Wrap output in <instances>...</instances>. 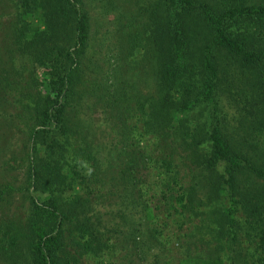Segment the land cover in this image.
Returning <instances> with one entry per match:
<instances>
[{
	"label": "trees",
	"instance_id": "1",
	"mask_svg": "<svg viewBox=\"0 0 264 264\" xmlns=\"http://www.w3.org/2000/svg\"><path fill=\"white\" fill-rule=\"evenodd\" d=\"M130 1L113 80L83 0H0V264H264V0Z\"/></svg>",
	"mask_w": 264,
	"mask_h": 264
},
{
	"label": "rangeland",
	"instance_id": "2",
	"mask_svg": "<svg viewBox=\"0 0 264 264\" xmlns=\"http://www.w3.org/2000/svg\"><path fill=\"white\" fill-rule=\"evenodd\" d=\"M83 2L89 22L86 48V61L88 65L87 75L97 76L101 79L108 76L107 78H113L114 80L118 74H124L123 76L127 79L131 73L130 68L133 67V65L129 58H126V60L123 58V53L119 50L124 49V44L121 43L120 33L126 22L120 14L123 11V7L128 5L131 1L83 0ZM144 78L145 77L143 75H140L139 78H137V80L139 79L138 84L140 87L144 86ZM220 101L222 105V112H226L223 121L228 122L230 118L236 116L235 109L227 108L222 98H220ZM89 102L90 101L88 100V108L87 105H84L82 112L80 111L81 115L79 114L78 116L82 119V124L85 130H88V134L93 136L94 141L91 142V144L94 145L93 150L96 152V155L101 161L104 169L110 170L108 173L110 174L113 169L109 166L108 160L111 162L113 157L117 155V150L120 146L118 140L120 137L114 132V130H109V124L101 117V112L103 113L107 110L93 106V104ZM146 180L149 182L151 180V176H148ZM109 189H111V187L104 186V193ZM111 193H113V195L108 194L106 196L112 210L118 207L121 209L123 208L124 210L123 204L127 198H124V200L122 199L123 203L121 205H114L112 202L114 199L118 202V193ZM152 194V191H149L148 189V193H146L145 197L151 196ZM16 205H18L17 202L14 203V206ZM18 207H16L15 211L21 213L20 211L22 210ZM127 207H129V205H127ZM97 208L104 210V207L100 208L99 205H97ZM138 210L139 207L137 208V211ZM159 218L160 220H163V216H160ZM144 263L145 262L139 261V264Z\"/></svg>",
	"mask_w": 264,
	"mask_h": 264
}]
</instances>
